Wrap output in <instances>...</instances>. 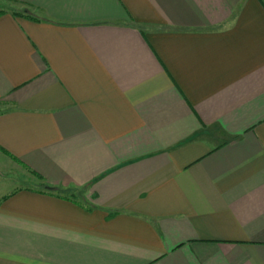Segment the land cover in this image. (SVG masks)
Returning a JSON list of instances; mask_svg holds the SVG:
<instances>
[{
  "label": "crops",
  "instance_id": "crops-1",
  "mask_svg": "<svg viewBox=\"0 0 264 264\" xmlns=\"http://www.w3.org/2000/svg\"><path fill=\"white\" fill-rule=\"evenodd\" d=\"M0 12V264H264V0Z\"/></svg>",
  "mask_w": 264,
  "mask_h": 264
},
{
  "label": "rangeland",
  "instance_id": "rangeland-1",
  "mask_svg": "<svg viewBox=\"0 0 264 264\" xmlns=\"http://www.w3.org/2000/svg\"><path fill=\"white\" fill-rule=\"evenodd\" d=\"M7 6L9 7L11 5L7 4ZM22 12L23 11L19 13ZM28 12L31 13L30 9ZM30 13L28 15H31ZM10 160L0 154V203L7 197L6 194L18 188H29L34 186L32 184V179L22 169L16 167Z\"/></svg>",
  "mask_w": 264,
  "mask_h": 264
},
{
  "label": "trees",
  "instance_id": "trees-1",
  "mask_svg": "<svg viewBox=\"0 0 264 264\" xmlns=\"http://www.w3.org/2000/svg\"><path fill=\"white\" fill-rule=\"evenodd\" d=\"M3 13V12H0V14ZM14 15L18 16V17H29L28 14H26V11L25 12H22V13H19V12H15L13 13Z\"/></svg>",
  "mask_w": 264,
  "mask_h": 264
}]
</instances>
